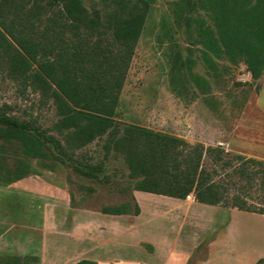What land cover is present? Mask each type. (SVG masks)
Listing matches in <instances>:
<instances>
[{"label": "rangeland", "instance_id": "374dc122", "mask_svg": "<svg viewBox=\"0 0 264 264\" xmlns=\"http://www.w3.org/2000/svg\"><path fill=\"white\" fill-rule=\"evenodd\" d=\"M82 1L89 11L98 10L103 14L111 9V0ZM187 1H151L119 96L116 121L120 131L133 125L189 144H201L200 170L209 173L212 184L224 185L227 203L232 204L231 199L238 195L245 200L241 205L264 209V184L260 178L249 184L236 173L239 160H227L241 155L264 161V73L253 80L242 61L231 63L223 56L213 58L209 68L201 58V46L191 43L187 31L193 29L188 30L185 22L186 16H202L209 23L208 17L200 9L190 13ZM46 15L50 12L46 11ZM0 113L36 125L65 143V131L56 125L59 116L52 100L34 90L28 82L9 74L8 67L1 62ZM105 141L106 136H103L85 146L67 144L66 148L81 162L101 163L100 176L104 175L107 182L82 176L58 161L26 157L14 143L0 141V216L13 224L10 233L17 235L16 241L9 237L10 241H15L14 246L0 243V264L8 257H19V264L52 263L43 259L41 251L33 249V242L29 245L25 238L29 231L24 226L38 220L40 213L35 207L45 202L41 191L47 192L50 204L67 203L72 210L86 209L93 213L91 217L84 213L72 217L68 212L66 218L54 210L58 227L49 232L48 245L52 250L64 244L66 251L61 250L60 255L63 259L74 253L69 252L71 248L86 247L92 257L103 263L112 255L115 259L127 260L139 256V249L150 250L148 244L136 241L143 238L167 240L173 251L170 261L175 259L177 264L182 261L185 264H224L217 256L228 248L236 254L247 252L264 257L263 216L230 217L226 210L205 206H192L187 214L184 207L136 190L135 184L141 176L130 175L122 154L112 149L106 153ZM220 150L223 152H218ZM225 161H230L229 165L224 164ZM12 170L24 175L22 181L32 179V187L37 190V194L32 195V212L26 210L29 201L20 189L15 195L3 187L13 175L9 172ZM183 199L188 203L196 201L195 198ZM134 201L143 209L139 219L131 214L116 216L101 212L124 203H129L133 209ZM8 205L12 207L10 212L6 209ZM229 218L234 220V233L223 230ZM80 223H90V239L68 237L72 225ZM3 229L5 227H1ZM216 233L218 244L211 243ZM258 264H264V260Z\"/></svg>", "mask_w": 264, "mask_h": 264}, {"label": "trees", "instance_id": "16d2710c", "mask_svg": "<svg viewBox=\"0 0 264 264\" xmlns=\"http://www.w3.org/2000/svg\"><path fill=\"white\" fill-rule=\"evenodd\" d=\"M151 1L111 0V9L101 14L89 11L82 0H0V62L9 74L52 100L66 144L5 113H0V141L14 143L26 157L58 161L82 176L107 182L100 176L101 163L81 162L66 148L106 136L105 152L122 154L130 175L141 176L136 190L179 199L192 193L199 203L264 214V209L241 205L245 200L238 195L227 203L224 185L212 184L209 173L200 170L201 144L133 125L120 131L119 96ZM187 5L190 13L200 9L207 14L209 23L202 16H186L185 22L193 29L187 31L191 43L201 46L209 68L213 58L223 56L231 63L242 61L253 80L263 75L264 0H189ZM46 11L50 15L44 16ZM230 159L239 160V177L249 184L260 178L264 184V161L241 155ZM9 172L13 175L3 184L24 177L17 170ZM101 212L136 216L140 209L134 201L133 209L124 203ZM19 263V257H8L4 264ZM74 264L96 263L83 259Z\"/></svg>", "mask_w": 264, "mask_h": 264}, {"label": "crops", "instance_id": "0c3cea01", "mask_svg": "<svg viewBox=\"0 0 264 264\" xmlns=\"http://www.w3.org/2000/svg\"><path fill=\"white\" fill-rule=\"evenodd\" d=\"M31 178L29 177L28 179L22 181V179L16 180V181H12L10 183H6L3 185V187L8 188L10 191H13L14 194H17V190L20 189L21 192L24 194L25 197H27L29 203H26V210L28 211H33L34 207L32 204V195L33 194H37V190H35L32 187L31 184ZM2 185L0 184V189H1ZM8 190V191H9ZM36 192V193H35ZM149 193V192H147ZM45 194V195H44ZM152 196H158L161 197L167 201H170L171 203L173 202L175 206H179V207H184V210H186L187 214L188 211L190 210V208L192 206H205V207H212L215 208L216 210H226L230 217H235L239 214H245V216H252V215H259V216H263L264 214H260V213H256V212H250V211H244V210H239L235 207H224V206H217V205H210V204H204V203H199L196 201H192L190 203L187 202V200L185 199H179V198H174V197H170V196H164V195H159V194H153L151 193ZM45 196V202L36 205V211H38L40 213L39 218L37 221H33L30 222L28 225L24 226L26 227V229L29 231V233H26L25 238L28 241V244L30 245L32 242V246H34L35 248L33 249H38L39 251H41L42 253V258L43 259H49L52 263L51 264H57L60 261H68L70 262V264H74L80 260H89V261H94L96 264H177L176 260L173 259V261H170V258L173 254L172 251V245H170V243H168L167 240H154V241H150L147 239H139L136 240L137 242H144L146 244H148V248L150 247V250H146V249H139L138 253L139 256L137 257H133V258H114V256H110L108 259H106V262L103 263L101 259H96L94 257H92V252L90 253L89 248H82V249H75V248H71L69 250V252H74L72 255H67V257L69 258H61V250L65 253L66 251V247L63 244L62 246L58 245L56 246V248L54 247L52 250L50 248V246L48 245L49 243V232L57 229V224L55 222V218H54V210H58L59 213H61L62 215L66 216V218H68V216L66 215L68 212L73 216H77L80 215L82 213L89 215V217H91V215L93 214L91 210H86V209H75L72 210L69 205L66 204H50L48 202V195L47 192H43L41 191V196ZM150 195V194H148ZM138 200V199H137ZM139 204V203H138ZM140 212L138 215L134 216L135 218L139 219L140 217H142L143 215V209L142 206L138 205ZM6 209L8 210V212H10L12 210L11 205L6 206ZM181 211V209H180ZM95 212V211H94ZM0 214H1V205H0ZM96 214V212H95ZM110 215V214H109ZM127 215V214H125ZM119 216V215H116ZM30 221H32V218H30ZM204 227L206 225V222L203 223ZM233 224H234V220L229 218V220L222 226L223 230L230 231L232 233L235 232V229L233 228ZM13 224L11 222H9L8 220L4 219L2 220L1 216H0V243H3L5 245H13L15 244V238L17 239V235L16 234H11L10 233V227ZM1 227H5V229L1 230ZM183 227V226H182ZM91 232L92 230L90 229V223L86 224V223H80L78 225L73 224L71 230L67 233L68 237H72V239L76 236H83V238H89L91 237ZM182 233V230H181ZM198 234V233H197ZM12 235V237H11ZM199 235V234H198ZM197 235V236H198ZM225 235V232H224ZM9 237L14 239L15 241H10ZM15 237V238H14ZM219 236H216L215 238L212 240L211 243H219L218 238ZM3 238L5 240H3ZM234 238V237H233ZM233 240V239H232ZM226 243L231 242L229 240H224ZM234 241V240H233ZM134 242H131L130 246L133 247ZM17 243V242H16ZM70 243L72 244L73 242L70 241ZM234 243V242H232ZM73 245V244H72ZM14 246V245H13ZM232 248V247H231ZM243 253V254H242ZM220 260V262H223L224 264H255L257 262L258 259L260 258H264V257H257V256H251L249 253H244V252H238V254H236L235 251H231L230 248L226 249V252L224 254H220V256H217ZM63 259V260H62ZM120 262L117 263V261ZM133 259V260H131ZM132 261V263H131ZM181 264H185L184 261L181 262ZM201 264H205L204 262Z\"/></svg>", "mask_w": 264, "mask_h": 264}, {"label": "built area", "instance_id": "2783aa9c", "mask_svg": "<svg viewBox=\"0 0 264 264\" xmlns=\"http://www.w3.org/2000/svg\"><path fill=\"white\" fill-rule=\"evenodd\" d=\"M186 199L190 200V199H193V194L192 193H188L186 196H185Z\"/></svg>", "mask_w": 264, "mask_h": 264}]
</instances>
